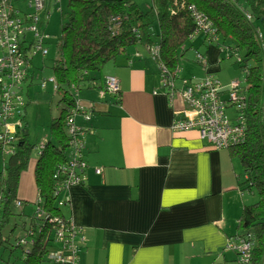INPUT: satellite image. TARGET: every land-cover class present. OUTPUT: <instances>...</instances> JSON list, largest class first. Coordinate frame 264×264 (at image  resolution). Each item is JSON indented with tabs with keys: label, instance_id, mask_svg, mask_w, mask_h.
<instances>
[{
	"label": "crops",
	"instance_id": "crops-1",
	"mask_svg": "<svg viewBox=\"0 0 264 264\" xmlns=\"http://www.w3.org/2000/svg\"><path fill=\"white\" fill-rule=\"evenodd\" d=\"M206 51L202 72L179 77L210 74L213 52ZM104 68L118 92L84 89L93 94L79 99L90 113L79 124L86 130L85 180L64 191L63 212L80 230L79 264H230L235 254L231 259L227 246L242 197L229 148L171 129L183 101L178 94L169 100L157 68L150 70L141 54L126 53ZM17 195L36 199L32 164Z\"/></svg>",
	"mask_w": 264,
	"mask_h": 264
},
{
	"label": "trees",
	"instance_id": "trees-1",
	"mask_svg": "<svg viewBox=\"0 0 264 264\" xmlns=\"http://www.w3.org/2000/svg\"><path fill=\"white\" fill-rule=\"evenodd\" d=\"M192 9L209 21L214 31L212 39L195 34L197 29ZM263 9L264 0H151L143 6L135 0H68L66 9L60 10L57 45L61 57L51 65L53 76L50 78L54 92H62L58 101L62 109L60 115L50 122L49 140L37 147L28 142L26 126L21 124L22 110L26 105L24 99L22 107L6 121L9 123L17 118L20 133L11 130L13 141L8 144L0 140V151L6 157L0 171V249L7 241L2 231L11 220L28 217L27 238L15 240L16 247L23 251L22 264H53L47 255L61 247L55 233L58 229L69 230L71 224L63 212L68 203L61 194L68 178L70 160L69 137L64 128L67 117L79 109L75 94L93 86L105 90L101 69L125 54L129 47L138 45L148 52L156 49L158 54L155 56L149 52L156 68L162 66L168 73L179 77V61L187 51L186 43L201 36V44H216L227 58L235 59L243 73L239 93L244 100L242 113L246 131L243 140L228 150L232 158L239 161L240 176H244L240 183V176L236 175L237 186L254 190L257 199L242 207L236 233L229 237L228 250L235 254L230 263L264 264ZM114 18L119 20L117 28L112 22ZM196 53L204 60L202 54ZM196 61L206 67L201 59ZM32 80L33 72H28L23 85ZM1 88L0 82V106ZM9 128L12 129L11 125ZM2 131L0 123V133ZM31 164L36 199L27 202L19 200L17 194L20 177ZM17 207L22 209L20 214L15 212ZM26 209L32 210L28 216ZM24 225L22 223V227ZM13 226L17 225L14 223ZM240 241L252 244L246 262L240 260L238 252L231 248Z\"/></svg>",
	"mask_w": 264,
	"mask_h": 264
},
{
	"label": "built area",
	"instance_id": "built-area-1",
	"mask_svg": "<svg viewBox=\"0 0 264 264\" xmlns=\"http://www.w3.org/2000/svg\"><path fill=\"white\" fill-rule=\"evenodd\" d=\"M21 1L25 2L23 10L19 7ZM51 1L57 3L61 0H0V82L2 83L0 123L3 129L0 140L6 144L13 141L11 129L6 121L13 117L23 105L20 93L32 59L47 55L45 44L49 36L40 28V22L50 16L48 2ZM192 10L197 29L195 34L212 39L214 31L209 21L194 9ZM246 17L249 18L248 15ZM112 22L115 28L119 26L118 18L112 19ZM149 52L154 56L158 54L156 49H151ZM196 59L203 61L200 55H197ZM157 70L161 86L168 90L169 100H173L178 94L184 104L182 113L176 117L171 127L174 132L196 131L216 149L230 148L243 140L246 121L242 113L244 100L239 93V80L234 79L223 87L209 74H205L199 80L183 79L176 77L175 73H168L162 66H159ZM104 86L110 94L118 92V80L113 76L104 78ZM227 106L235 108L234 118L227 116ZM77 108L79 109L71 112L65 122L64 129L69 137L70 160L68 178L63 184L62 192L70 186L83 184L85 180L83 172L87 166L84 158L86 130L76 125L75 118L79 114L88 121L90 113L87 108L79 104ZM5 152L9 151L5 150ZM95 172L99 174L100 170L96 169ZM63 199L68 203L67 196ZM55 235L61 247L51 250L47 259L53 264H79L77 238L80 230L70 224L69 230L58 229ZM251 245L249 242L240 241L231 248L238 252L240 260L246 262ZM229 246L230 243L227 249Z\"/></svg>",
	"mask_w": 264,
	"mask_h": 264
},
{
	"label": "rangeland",
	"instance_id": "rangeland-1",
	"mask_svg": "<svg viewBox=\"0 0 264 264\" xmlns=\"http://www.w3.org/2000/svg\"><path fill=\"white\" fill-rule=\"evenodd\" d=\"M135 2L139 6H143L151 3V0H135ZM67 3L68 0H61L57 3H53V1L48 2V10L50 11V16L45 20L42 19V21L40 22V28H42V30H44V32L49 36V40L45 44L47 55L44 58L34 57L32 59L29 73L33 72V80L30 84L25 83L20 93L22 98L26 101L25 108L24 110H22L23 123L21 122V124L26 126L28 142L35 147H37L38 145L40 146V144L49 140L50 122L52 119H56V117L60 115L62 109V104L58 102L62 97V92H54L53 83L50 81V78L51 76H53L51 65L54 61L61 57V53L57 45L59 41L61 25L60 10H65ZM24 5L25 2L21 1L19 7L23 10ZM201 39V36H195L186 43L185 48H187V51L179 61L180 77L189 78L191 77V73L197 71L202 72L200 65L196 61V52H199L200 54L207 57L206 50L209 48L213 52L214 60L213 65H211L209 59V64L212 66L210 69V74H212L214 78L219 82V85L223 86L224 84L230 83L234 79L241 80V78L243 77V73L234 62L235 59L227 58V54L225 52H220L216 44L211 43L208 46L201 44ZM129 52H132L135 57L141 54L143 58H145L148 62L150 70H154L156 68L155 64L150 58L149 52L143 46L138 45L129 47L126 53ZM136 52H138L139 54ZM125 54H121L119 56L123 57ZM119 56H117V58ZM209 57H211V55H208V58ZM133 60L134 59L132 58L130 63L133 62ZM136 60L135 62H138ZM104 67L101 69V76L103 78L107 76L105 75L106 68ZM176 85H178V83H176ZM92 95L93 94H91L90 91L83 89L78 91L75 94V97L76 99L86 101L89 100ZM226 114L229 118H234V116L236 115L235 108L233 106H227ZM17 122L18 120L17 118H15L8 123L9 125H11V130L15 134L20 133V130L17 129ZM81 122L87 123V121H85L81 117V115L78 114L75 118V123L79 126ZM223 151L227 153V150ZM32 159H34V156L32 157ZM5 162L6 157L0 151V171L3 170ZM233 162L236 169V174L240 176V163L236 159H234ZM243 180L244 176L242 175L240 176V183H242ZM237 189L238 192H240L238 194H241L242 197L240 198L242 207L244 205H250L256 201L257 198L254 190H248L243 185L237 186ZM64 194L65 192H62L61 196L63 197ZM15 212L17 214H20L22 212V209L17 207L15 209ZM25 212L28 216L30 212H32V210L26 209ZM14 223L15 225H17L15 228L13 226ZM22 223H25L23 227ZM29 226L30 225L28 217H15V220H11L9 225L2 231V235L7 239V241L0 249V264H22L21 259L23 258V251L21 248L16 247L15 240L22 237L27 238ZM12 228L14 229L12 230ZM228 255L229 257H231V259L234 258L232 252H228Z\"/></svg>",
	"mask_w": 264,
	"mask_h": 264
}]
</instances>
